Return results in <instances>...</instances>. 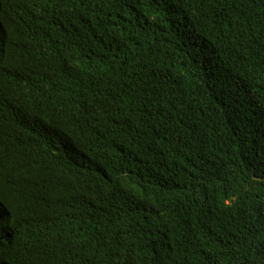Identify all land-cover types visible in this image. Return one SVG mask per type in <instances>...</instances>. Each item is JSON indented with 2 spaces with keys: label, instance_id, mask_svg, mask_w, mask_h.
I'll list each match as a JSON object with an SVG mask.
<instances>
[{
  "label": "trees",
  "instance_id": "obj_1",
  "mask_svg": "<svg viewBox=\"0 0 264 264\" xmlns=\"http://www.w3.org/2000/svg\"><path fill=\"white\" fill-rule=\"evenodd\" d=\"M0 264H264V0H0Z\"/></svg>",
  "mask_w": 264,
  "mask_h": 264
}]
</instances>
